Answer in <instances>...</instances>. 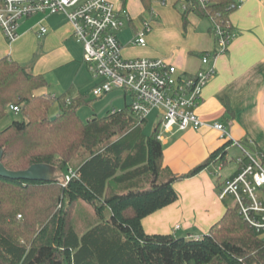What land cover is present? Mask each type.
<instances>
[{
    "label": "trees",
    "instance_id": "obj_1",
    "mask_svg": "<svg viewBox=\"0 0 264 264\" xmlns=\"http://www.w3.org/2000/svg\"><path fill=\"white\" fill-rule=\"evenodd\" d=\"M205 1L202 6L198 0H179L187 6L180 13L183 27L192 14L210 21L212 36L216 26L231 30L230 15L239 4ZM140 3L145 12L151 11V0ZM46 87L44 77L30 67L0 59V121L10 106L18 107L22 116L0 131L2 166L11 172L41 165L61 170L80 158L72 169L75 176L66 184L65 176L60 180L0 176V264H264V242L235 205L226 206L222 218L199 238L149 235L142 226L143 219L178 200L174 183L226 162L232 142L189 173L175 176L163 168L158 125L151 135H143L146 121L138 123L127 104L85 122L77 112L90 103L85 97L71 98L70 91L60 97L36 94ZM55 101L59 110L51 120ZM78 201L90 205L100 220L82 235L70 224ZM18 216L25 229L19 237L25 243L3 227L5 218ZM35 228L37 238L30 243L27 234Z\"/></svg>",
    "mask_w": 264,
    "mask_h": 264
},
{
    "label": "crops",
    "instance_id": "obj_2",
    "mask_svg": "<svg viewBox=\"0 0 264 264\" xmlns=\"http://www.w3.org/2000/svg\"><path fill=\"white\" fill-rule=\"evenodd\" d=\"M109 1L115 4L113 0ZM135 1L142 12L128 0L125 3L122 0L115 6L124 7L129 13L131 21L126 26L133 35L148 19L152 30L146 34L145 47L130 46L129 52L123 47L124 57L162 59L173 64L179 72H197L201 67L200 54L216 49L209 32L210 21L205 31L199 28L202 19L191 14L189 24L184 28L180 14V17L170 18L173 12H165V7L160 8L158 14L152 8L145 12L140 0ZM169 1L173 9L180 3L179 0ZM235 1L239 6L230 15V26L236 36L228 51L216 58V74L204 88L202 102L195 109L205 125L196 130L174 131L164 135L161 141L163 168L175 176L189 173L227 143L219 138V132L210 127L214 123L225 126L231 142L264 152V0ZM144 12L145 18L137 21L140 13ZM159 14L168 17L162 18ZM40 27L47 29L46 35H39ZM3 57L26 65L33 74L43 76L47 87L42 94L53 97H60L67 91H70L71 98L81 95V81L87 73L90 74L83 62L82 46L62 14L41 13L20 21L17 38L12 43L7 42L0 30V59ZM123 99H126L124 94ZM211 167L215 165L211 164L199 174L174 183L178 200L143 219L146 234L199 238L209 232L226 210L224 201L216 196V192L237 171L236 165L230 176L223 178L221 174L222 178L216 183L217 191H214L213 180L207 174ZM176 226H179L178 230H175ZM178 232L180 236L176 235Z\"/></svg>",
    "mask_w": 264,
    "mask_h": 264
},
{
    "label": "built area",
    "instance_id": "obj_3",
    "mask_svg": "<svg viewBox=\"0 0 264 264\" xmlns=\"http://www.w3.org/2000/svg\"><path fill=\"white\" fill-rule=\"evenodd\" d=\"M198 1L202 6L208 3ZM186 7L181 2V10H186ZM41 13L62 14L71 24L73 36L83 49V62L97 81L93 96L106 95L117 89L123 90L126 97L130 94L132 102L127 105L138 123L146 121L152 111H162V116L158 115L157 139L160 142L166 134L196 130L205 125L195 109L202 102L204 88L216 74V58L228 51L236 36L232 30L216 26L213 30L216 49L200 56L201 67L197 72L184 73L162 59L125 58L117 33L131 19L124 7H117L109 0H0V30L7 42L16 40L20 21ZM151 30V20H145L130 45L145 47L146 34ZM46 34L47 29L40 27L39 35ZM9 110L19 113L16 106H10ZM210 127L219 132L222 141L231 142L230 134L222 123H214ZM232 144L240 149L242 155L235 160V175L222 184L218 197L221 201L232 197L243 220L261 235L264 233V152L248 150L238 142L232 141ZM218 166L216 169L220 172L215 176L220 178L225 164ZM74 176L70 169L64 184ZM178 229L176 226L175 230Z\"/></svg>",
    "mask_w": 264,
    "mask_h": 264
},
{
    "label": "rangeland",
    "instance_id": "obj_4",
    "mask_svg": "<svg viewBox=\"0 0 264 264\" xmlns=\"http://www.w3.org/2000/svg\"><path fill=\"white\" fill-rule=\"evenodd\" d=\"M116 5H118L122 0H113ZM129 2H134V8L136 10H140V7H138V3L135 0H128ZM152 1V6L151 8L154 10L156 14H158V10L160 8H166L163 9L165 12L170 11L173 14L170 16L172 17H178V15L181 13V3H177L175 5V8H172V4L169 0H164L165 5H162V0H151ZM156 8V10H155ZM172 11H171V10ZM139 12H142L141 10ZM162 18H167V15H161L159 14ZM146 16V13L144 12L143 14L140 13L139 17L137 18V21H142ZM180 17V15H179ZM148 18V17H147ZM146 18V19H147ZM158 18V16L156 17ZM190 18V17H188ZM135 24V23H134ZM210 23L208 19H202L199 28L204 29L205 31L209 27ZM133 34L131 30L129 29L128 26L125 27V29L121 30L120 32L117 33V38L123 45L124 49L128 50V52L131 50L130 46V41L133 38ZM124 54V53H123ZM202 54H200L201 56ZM124 56V55H123ZM82 90H81V95L86 98L87 101H89V104H83L80 106L78 109V115L83 121H87L91 118H100L105 116L108 112H111L112 110H120L124 107L126 104H130L132 102V97L130 94L127 95L125 101L123 99V94L124 91L117 89L112 91L109 94L102 95L100 98H95L92 95V90L96 86L97 81L92 78L90 74L87 73V76L85 79L82 81ZM43 90H39L36 92V94H42ZM59 109V105H57V102L55 101L49 111L50 116L55 117L56 113ZM160 114V115H159ZM159 116H162V111L161 110H154L152 111L146 118V122L143 126V135L149 136L155 129V127L159 123ZM22 116L20 114L13 113L11 110L7 111V115L0 121V131L4 130L6 127H8L13 121H21ZM162 133V131H160ZM246 149L248 147L245 146ZM249 150V149H248ZM241 151L237 147H231L229 146L227 148V154H226V161L227 163L224 166L223 171L221 172L222 177H227L230 176L234 170L236 169V163L233 160H236L238 157H240ZM80 158H76L73 160V162L70 163L69 166H66L65 168H62L61 170L55 169L50 166L46 165H41V166H35L31 168L28 171L23 172V175L29 177V178H43V179H63L64 176L69 174L70 169H74V167L79 163ZM223 160L218 161V164L215 167H211V169L207 172L208 175L211 176L213 180V186H214V191L216 189L217 191V180H220L221 178L216 179L217 177L215 176L216 173L220 172L216 168H219L218 165L223 164ZM211 172V173H210ZM182 182V181H181ZM179 183V182H178ZM216 196L218 197V191L216 192ZM3 204V203H2ZM225 206H233L234 205V200L232 197L228 196L226 200L223 202V205ZM64 208V207H63ZM3 210L6 211L5 207H3ZM70 224L74 228V230L77 232V234L82 235L84 232L92 228L94 225L99 223V217L95 214L94 210L91 208L90 205L78 201L72 208V211L70 212ZM104 218L107 219L109 218V211L106 209L104 210ZM21 218L18 216L16 220L5 218L3 222V227L9 232L13 233V235L18 238L20 243H25V239L22 237H19L20 234H25V229H23V225L21 223ZM25 228V227H24ZM37 228V227H36ZM36 228L33 231H28L29 234L27 236L29 237V242L33 243L34 240L37 238V230ZM177 236H180L181 234L178 232L176 234ZM260 239L264 242V233L260 235Z\"/></svg>",
    "mask_w": 264,
    "mask_h": 264
},
{
    "label": "water",
    "instance_id": "obj_5",
    "mask_svg": "<svg viewBox=\"0 0 264 264\" xmlns=\"http://www.w3.org/2000/svg\"><path fill=\"white\" fill-rule=\"evenodd\" d=\"M54 119H55V117L51 118V120H54ZM33 167H35V166H32L31 168H33ZM31 168H29L28 170H30ZM28 170H26V171H28ZM23 172H25V171H22V172H11V171H8L0 163V176L7 177V178H12V179L29 178V177L23 175ZM29 179H37V178H29Z\"/></svg>",
    "mask_w": 264,
    "mask_h": 264
}]
</instances>
